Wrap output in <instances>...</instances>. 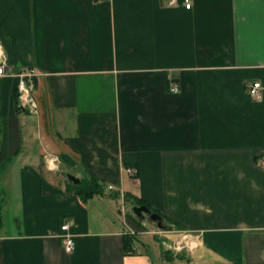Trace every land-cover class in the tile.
I'll return each instance as SVG.
<instances>
[{"label":"crops","instance_id":"1","mask_svg":"<svg viewBox=\"0 0 264 264\" xmlns=\"http://www.w3.org/2000/svg\"><path fill=\"white\" fill-rule=\"evenodd\" d=\"M188 1L0 0V59L37 73L36 113L0 77V264H264V0ZM123 193L179 246L125 254Z\"/></svg>","mask_w":264,"mask_h":264},{"label":"built area","instance_id":"2","mask_svg":"<svg viewBox=\"0 0 264 264\" xmlns=\"http://www.w3.org/2000/svg\"><path fill=\"white\" fill-rule=\"evenodd\" d=\"M177 2V0H171V3ZM185 8L190 7V3L188 0H184ZM37 73L34 69H28L27 71L23 72H9L6 66V63L3 59H0V77L3 76H13L17 78L16 83V98L18 101V105L29 112L36 113L37 112V103L34 98V87H35V77ZM260 82H253L249 88L248 93L249 95L254 99L260 98ZM169 92L171 93H177L179 92V85L178 83L172 81L169 84ZM257 163L259 167L264 169V153L261 154L257 160ZM125 173L128 174V176L131 179L136 178V170L135 168H132L130 166L125 167ZM112 185H108L107 187L112 189ZM124 226L126 227L127 231L134 234V229L132 227H129V224L126 222V218H123ZM63 231V238H64V247L67 251H70L73 249L74 242L72 239L71 234L69 233V222H64L61 225V229ZM178 247V246H177ZM134 248V247H133ZM176 248V247H174Z\"/></svg>","mask_w":264,"mask_h":264},{"label":"rangeland","instance_id":"3","mask_svg":"<svg viewBox=\"0 0 264 264\" xmlns=\"http://www.w3.org/2000/svg\"><path fill=\"white\" fill-rule=\"evenodd\" d=\"M124 194V193H123ZM126 194V193H125ZM124 194V195H125ZM129 196L124 197V201L120 204V206L118 207L119 213L121 214V216L125 219L126 218V222L129 224V227H132L135 231H155L158 232V234H156L155 236H159V234L161 235L162 239L165 240V245L162 244V246H165L166 248H174L179 246L177 243H175L176 237L177 235L180 234V232L177 231H173V232H168L166 233L168 234H172L169 235L171 236L170 238L166 236V234L164 233V230H169V229H159L157 227V223L153 220L150 219V217L147 214H141V215H136L133 210V204L130 202ZM129 201V202H126ZM129 203V204H127ZM162 224L165 226L166 228H170L171 230L176 228L174 225L168 223V221H166L165 219L162 220ZM177 229V228H176ZM154 236V235H153ZM179 240V238L177 239Z\"/></svg>","mask_w":264,"mask_h":264},{"label":"trees","instance_id":"4","mask_svg":"<svg viewBox=\"0 0 264 264\" xmlns=\"http://www.w3.org/2000/svg\"><path fill=\"white\" fill-rule=\"evenodd\" d=\"M82 181V188L79 192V195L81 197V199H85L86 197H90L94 194H98V193H102L104 187H105V182L100 181L99 179L96 178V175L94 176L91 173H85V176L83 178H81ZM124 196L128 197V193H126ZM130 202L133 204V206H140V205H146L149 209V205L146 204L143 200H141L140 198L136 197H129ZM151 212H155L154 210L150 209ZM158 214H160L159 212H156ZM141 215V214H140ZM161 216V220H166L168 221V223L174 225L177 229H184L183 226L181 224H178V222L167 218L166 216L160 214ZM163 229H170V228H166V225L164 226ZM136 239V235L133 233H125L123 235V249L125 254L126 253H131L134 252L133 249V242Z\"/></svg>","mask_w":264,"mask_h":264},{"label":"water","instance_id":"5","mask_svg":"<svg viewBox=\"0 0 264 264\" xmlns=\"http://www.w3.org/2000/svg\"><path fill=\"white\" fill-rule=\"evenodd\" d=\"M67 178H69V180H71L72 182H74L76 184L80 183V179L75 177L74 175L67 174ZM132 210L136 215H140L142 213L147 214L151 220H153L157 223V227L159 229L164 228L160 214H158L156 212H151V210L146 205L133 206Z\"/></svg>","mask_w":264,"mask_h":264}]
</instances>
